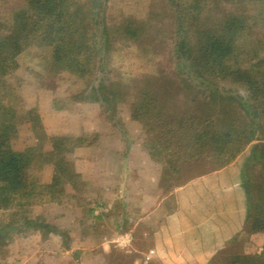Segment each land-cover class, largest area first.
I'll return each instance as SVG.
<instances>
[{"label":"trees","instance_id":"16d2710c","mask_svg":"<svg viewBox=\"0 0 264 264\" xmlns=\"http://www.w3.org/2000/svg\"><path fill=\"white\" fill-rule=\"evenodd\" d=\"M177 3L178 6L172 7L175 30H161V51L166 47L163 38L171 40L170 56L175 61L171 70L174 78H178L176 83L180 82L191 94L195 89L187 81L188 75L192 82L196 80L204 88H213L211 93L215 94L218 84L228 81L244 88L247 94L243 97L232 90V96L225 98L235 101L236 106L222 105L215 119L203 111L209 108L205 102L196 104L197 101H192L187 104L201 112L198 116L184 111L183 115H176L173 122L161 120L165 169L169 174H177L179 162H193L212 164L211 172L230 164L248 150L240 168L246 198L241 230L227 239L205 264H264V0H177ZM101 4L100 0H25L23 7L14 12L11 22L0 20V207L17 202L14 205L18 209V202H28V196H33L32 192L38 187L42 190L39 196L48 195L49 200H57V193L62 194L64 183L77 187L79 177L64 165V144L70 137L50 138L51 148L45 154L35 152L36 144L18 149L13 143L18 135V121L8 78L17 69V57L31 44L48 50L49 60L56 68L75 72L74 63L79 64L77 72L81 75L86 70L80 66L85 58L98 54L93 45L105 41L104 52L108 51L111 46L107 40L117 32L122 41L138 38L141 27L132 26L130 22L125 27L116 24L110 32L106 26L103 35L93 30L89 35L84 34L86 24L91 28L92 23L99 24L101 9L95 7ZM141 51L144 55L148 52L146 48ZM80 58H84L83 61ZM164 74L161 68V76ZM138 79L131 78L128 87L138 89L145 78L139 83ZM175 80H164L161 88L172 93L168 91L174 89ZM124 85L120 82L118 87ZM147 85L149 83L143 88ZM200 90L196 89L197 92ZM153 101L149 98L143 102L144 113L150 111L148 104ZM166 102L171 104L170 99ZM201 105L205 107L203 110ZM27 114L30 130L35 136L43 125L35 110H29ZM138 118L145 121L139 115ZM74 139L73 146L81 143L80 139ZM146 145L153 155L155 144ZM37 161L39 166H52L49 183L38 184L30 176L29 171ZM253 168L258 171L255 176ZM21 219L23 221L16 219L0 225L3 227L0 228L3 234L0 246L11 240L14 229L18 233L39 230L45 235L55 228L41 217L23 216ZM18 221L20 223L15 226ZM254 235H259L261 240L260 252L246 249L245 243Z\"/></svg>","mask_w":264,"mask_h":264},{"label":"rangeland","instance_id":"374dc122","mask_svg":"<svg viewBox=\"0 0 264 264\" xmlns=\"http://www.w3.org/2000/svg\"><path fill=\"white\" fill-rule=\"evenodd\" d=\"M100 2L102 4L95 7L98 10L101 9L98 16L99 24L94 25L92 23V28L90 24H86L84 34L89 35L93 30L96 34L103 35L106 26L110 29V32L113 31L114 25L119 24L125 27L130 22L132 26L141 27L140 33L137 34L138 38L134 41H122V36L117 32L116 36L114 35L112 39L108 38L107 40L111 46L108 51L104 52L105 41L101 45L99 42L93 45L95 52L98 54L93 55V57L90 56L88 59L85 58L84 61V58H80L83 61L80 66L86 68L81 75L77 72L79 64L75 65L74 63L75 72L65 68H56L49 60L50 53L48 50L46 51L34 44L27 46L17 57V69L8 78L12 88L10 92L14 97L18 121V135L13 143L18 149H23L26 146L33 147L36 144L37 150L35 152L45 154L51 148L50 138L69 137L68 135H58L55 131H67L68 129L77 131V124L80 122H72L73 120L68 118L65 121L63 130L58 127L54 128L56 121L51 120L54 113L50 109L56 108L63 109L57 113L65 114L66 111H69V115L66 113L69 118L85 115L92 118L93 121H98L100 118L98 116H103L104 119L109 118L115 127L120 125L121 118L132 119L138 124L144 142L155 144L152 151L153 156L161 160L163 157L166 158V155L161 151V120L164 122L171 120L173 122V119L176 120V115L181 116L184 111L198 116L201 112L196 111L190 104H187L192 103V101H197L196 104L205 102L211 110H208L209 108L203 110L204 105H201L200 108L207 111L210 118L215 119L219 116L222 105H226L228 108L236 106L235 101L225 98V96H232V90L243 97L247 94L244 88L237 87L228 81L220 82L216 88L217 91L212 94L213 88H204L196 80L192 82L185 73L183 75H187V81L194 86V92L192 91L190 94L180 82L176 83L178 78H174L171 70L173 68L172 64L175 62L170 56L171 40L168 37L163 38L166 47L161 51V30H175L173 22L175 18L174 9L172 7L178 6L177 0H100ZM24 3L25 0H0V20L11 22L14 12L23 7ZM229 9H231L230 6ZM142 48L148 50L145 55L142 54ZM161 68L165 71L163 76H161ZM165 76L167 78H164ZM133 77L139 78L138 83L140 79L145 78L138 89L128 87L129 80ZM166 79H176L174 89H168V92H172L170 94L166 93L164 87L161 88V83ZM117 82L125 85L118 87L119 83L116 85ZM146 83H149V85L143 88ZM196 89L201 90L197 92ZM149 98L154 101L148 104L150 111L144 113L141 105L143 102H147ZM168 99L171 100V104L166 102ZM161 102H163V105ZM138 106L140 108H137ZM29 110H35L42 125L44 124L43 129H38L35 136L31 132L28 123L27 112ZM138 115L140 119L144 118L145 121L139 120ZM84 136L85 142H91L95 138L94 133ZM74 143H76L75 139L70 137V140L67 141L66 139L64 144V165L70 170L72 166L65 156H67L68 151L73 149ZM247 154L248 150H245L230 164L211 172L212 164L197 165L193 162L187 164L179 162V172L177 174H169L167 168L164 170L162 177L163 190L174 185H183L196 178L197 175L201 177L208 174V172L213 173L228 167L226 170L229 173L226 172V175L224 174L217 181L221 185L229 183L224 186V189L221 188L222 186L218 187L221 194L224 195L225 191L232 192L236 188L243 191L240 168ZM253 169L255 170L252 173L255 176L258 171H256V168ZM29 172L33 180H36L38 184H44L49 179L51 180L52 166L46 164L39 166L37 161ZM70 185L69 183L63 184V192L62 194L57 193L59 195L57 200H49L48 195L45 196V194L39 196L38 193L41 188L38 187L32 192L33 196H28V202H18L20 204L18 209L14 205L17 202H8L7 205L0 207V225L16 219L23 221L21 219L23 216L28 218L41 217L42 221H49V216L51 217L58 211L60 212L62 202H69L64 198L70 195L69 192H65V189ZM46 202H55L53 205L56 208L51 211L50 208L46 207ZM244 207H246V198ZM245 213L246 210L244 216ZM18 223L20 221L16 222L15 226ZM19 233L14 229L13 236H11L13 243L10 240L5 245L0 246V264H5L8 260L12 264V258H10L7 247L9 243H12V250L16 248L18 239H20L21 244L25 243L26 245L30 242L29 236L19 238ZM2 235L0 232V237ZM258 236H252L245 243L247 250L252 252L261 251L262 243ZM136 242L135 246L139 247L137 251L125 252L110 246L105 253L83 256L82 261L85 264H94L95 262L96 264H161V259L160 261L157 259L155 250L151 248V243H153L151 239H138ZM223 246L224 244L221 248ZM4 261L5 263H3Z\"/></svg>","mask_w":264,"mask_h":264},{"label":"crops","instance_id":"0c3cea01","mask_svg":"<svg viewBox=\"0 0 264 264\" xmlns=\"http://www.w3.org/2000/svg\"><path fill=\"white\" fill-rule=\"evenodd\" d=\"M50 110L54 128L63 130L67 118L80 122L77 131H55L81 140L65 156L79 181L77 187L65 189L70 195L64 200L69 202H62L60 212L46 220L56 229L45 235L23 231L19 238L29 236L30 242L18 239L12 250L11 240L7 247L12 264H85L83 256L105 253L110 246L137 251L138 239L153 241L161 264H205L240 230L243 191L236 188L222 195L218 189L229 184L217 182L229 173L228 167L163 190L166 158L151 154L134 120L121 118L115 127L103 116L93 121L85 115L69 118L66 110L57 113L63 109ZM89 133L95 138L85 142ZM54 203L46 202V207L52 211ZM123 238L129 243L123 245Z\"/></svg>","mask_w":264,"mask_h":264},{"label":"built area","instance_id":"2783aa9c","mask_svg":"<svg viewBox=\"0 0 264 264\" xmlns=\"http://www.w3.org/2000/svg\"><path fill=\"white\" fill-rule=\"evenodd\" d=\"M122 240H123V241H122V244H123V245H126V244L129 243V239L123 238ZM116 241H117V243H119L120 239H116Z\"/></svg>","mask_w":264,"mask_h":264}]
</instances>
